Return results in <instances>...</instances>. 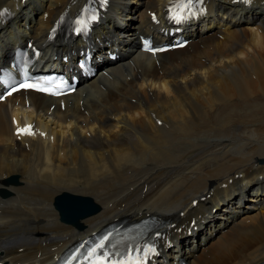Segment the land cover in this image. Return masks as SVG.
Masks as SVG:
<instances>
[{"label": "bare ground", "instance_id": "1", "mask_svg": "<svg viewBox=\"0 0 264 264\" xmlns=\"http://www.w3.org/2000/svg\"><path fill=\"white\" fill-rule=\"evenodd\" d=\"M83 1L0 0V10L14 15L10 23L0 18V65L26 39L42 47L45 62L65 53L59 41H46L47 31ZM168 1L111 0L92 41L98 52L118 48L121 58L100 65L76 93L0 103L4 264H45L122 216L176 224L165 231L174 249L157 264L264 261V0H214L192 24L188 48L156 58L138 52L147 11L159 13ZM12 117L35 123L44 137L17 140ZM64 192L89 197L100 210L81 228L64 224L53 206ZM192 220L196 230H188Z\"/></svg>", "mask_w": 264, "mask_h": 264}, {"label": "snow or ice", "instance_id": "2", "mask_svg": "<svg viewBox=\"0 0 264 264\" xmlns=\"http://www.w3.org/2000/svg\"><path fill=\"white\" fill-rule=\"evenodd\" d=\"M202 0H175L173 3L172 8L169 9V19L174 21L177 24L186 22L190 18H194L197 14V11L194 10L195 4L201 3ZM101 6H105L107 0H100ZM98 17L95 12L87 14V18L82 16L81 18L75 21L77 27L75 31L80 33H85L88 31L91 22L97 20ZM145 51H150L155 54L156 51H162V49H153L150 45L146 42L144 46ZM46 85V86H45ZM19 88L24 89H34L35 91L47 93L50 95H59L61 94L59 89L61 88L60 84H55L52 81L47 82H36V83H29L25 82L19 85ZM19 88H14L13 91L19 90ZM11 94V93H9ZM18 135H32L30 128H24L18 130ZM104 244L101 242L95 248L90 250L87 254L86 259L89 261V264H143V261L139 256L133 257L132 253L129 252L127 256L122 258L120 261H113L110 260L109 255L107 253H103L102 255H97L98 249H103ZM144 258L147 259L149 256L156 254L154 248H146L143 250ZM75 259V257H73ZM71 264V262H69Z\"/></svg>", "mask_w": 264, "mask_h": 264}, {"label": "rangeland", "instance_id": "3", "mask_svg": "<svg viewBox=\"0 0 264 264\" xmlns=\"http://www.w3.org/2000/svg\"><path fill=\"white\" fill-rule=\"evenodd\" d=\"M131 6L134 8V9H137L138 7H139V4L138 3H132L131 4ZM133 23V21L131 20L130 21V24H132ZM188 48V47H187ZM214 127H218V125H213ZM128 201V202H127ZM124 203H126L125 205H130L131 204V202L129 201V200H126L125 202H123V204ZM256 208H259V205L258 206H256ZM212 214H214L215 213V211L213 210L212 212H211ZM217 225H219V222H217ZM198 234H201V233H198ZM188 240V234H187V239H186V241ZM186 241H185V243H186ZM183 253H184V251H183Z\"/></svg>", "mask_w": 264, "mask_h": 264}, {"label": "water", "instance_id": "4", "mask_svg": "<svg viewBox=\"0 0 264 264\" xmlns=\"http://www.w3.org/2000/svg\"><path fill=\"white\" fill-rule=\"evenodd\" d=\"M56 206L57 208H59V210L62 211V214H63V218L67 221H71L72 219L70 217H68L67 213H66V210L64 208V205H63V201H57L56 202ZM79 216V215H78Z\"/></svg>", "mask_w": 264, "mask_h": 264}]
</instances>
